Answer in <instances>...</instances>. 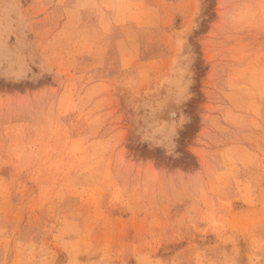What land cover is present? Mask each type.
Returning a JSON list of instances; mask_svg holds the SVG:
<instances>
[{
	"label": "rangeland",
	"instance_id": "obj_1",
	"mask_svg": "<svg viewBox=\"0 0 264 264\" xmlns=\"http://www.w3.org/2000/svg\"><path fill=\"white\" fill-rule=\"evenodd\" d=\"M0 264H264V0H0Z\"/></svg>",
	"mask_w": 264,
	"mask_h": 264
}]
</instances>
